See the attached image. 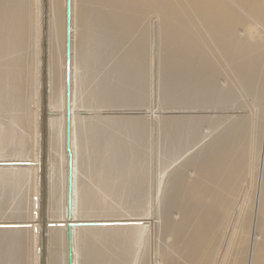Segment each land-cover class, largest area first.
<instances>
[{
  "label": "bare ground",
  "instance_id": "1",
  "mask_svg": "<svg viewBox=\"0 0 264 264\" xmlns=\"http://www.w3.org/2000/svg\"><path fill=\"white\" fill-rule=\"evenodd\" d=\"M34 1L0 0V264H67L68 222L72 264H264V0Z\"/></svg>",
  "mask_w": 264,
  "mask_h": 264
},
{
  "label": "rangeland",
  "instance_id": "2",
  "mask_svg": "<svg viewBox=\"0 0 264 264\" xmlns=\"http://www.w3.org/2000/svg\"><path fill=\"white\" fill-rule=\"evenodd\" d=\"M28 1V7H30V15H31V19L35 18V1L34 0H27ZM27 6V4H26ZM151 35V55H152V60H153V63L151 65V69H150V77H151V84H152V95H150L149 99H148V102H149V105L151 106L150 109H147L146 111L143 110L144 107L143 106H138L136 107L137 109L140 108L141 113L140 112V115L141 116H144V118L146 120H149L152 121V118H151V111L154 112L155 115H158L159 112H156L158 111V105H157V100L155 98V84L157 82V62H156V54H157V30H156V25L155 24H151L150 23V33ZM29 35L31 36V33L29 32ZM31 49H29V52H30ZM33 64V65H32ZM32 66L34 68V63L32 62V59L30 58L29 60V68L30 70L32 69ZM67 66V65H66ZM66 81V80H65ZM26 86H27V89L31 91V83L29 81L26 82ZM32 105V104H31ZM125 111H129V110H125ZM145 113V114H144ZM218 113H223V112H218ZM150 114V115H149ZM144 133L146 134V136L148 137V144L150 147H152V150H151V154L153 155L154 157V154H156V149L154 148H157V144L159 141L158 138L160 137V131L158 130V126L157 124L153 121L151 122L150 124V127L147 128L146 131H144ZM32 256V252H31V249L30 250H27L26 249V252H25V264H29V260Z\"/></svg>",
  "mask_w": 264,
  "mask_h": 264
},
{
  "label": "water",
  "instance_id": "3",
  "mask_svg": "<svg viewBox=\"0 0 264 264\" xmlns=\"http://www.w3.org/2000/svg\"><path fill=\"white\" fill-rule=\"evenodd\" d=\"M67 33H69V0H67ZM68 40V39H67ZM67 79H66V129H65V136H66V151L68 154L69 160V168L67 173V213H70V194H71V170H70V161H71V154L69 149V124H70V110H69V44L67 42ZM67 264H72L71 259V228L70 222L67 223Z\"/></svg>",
  "mask_w": 264,
  "mask_h": 264
}]
</instances>
